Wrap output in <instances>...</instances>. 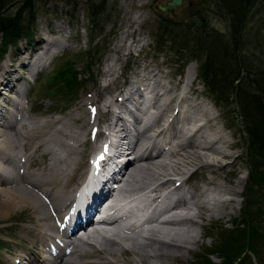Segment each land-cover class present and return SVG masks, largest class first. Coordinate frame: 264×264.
Segmentation results:
<instances>
[{
	"label": "rangeland",
	"instance_id": "374dc122",
	"mask_svg": "<svg viewBox=\"0 0 264 264\" xmlns=\"http://www.w3.org/2000/svg\"><path fill=\"white\" fill-rule=\"evenodd\" d=\"M88 1L34 0L32 2L35 15V21L31 26L32 42H37L40 40L39 37L43 36L49 38L47 34H52L51 39L55 40L57 38L59 45L62 39L67 41V47L72 53L54 59L46 69L48 75L46 74L36 81L29 104L34 112L27 115L28 120L36 119L37 114L50 113L49 117L53 119L52 121L54 119L66 120L67 117L76 115L79 119L72 125L74 127L81 125V128L79 130L74 129L75 134H81L82 132L85 137L89 128V125L86 124L87 107L97 106L103 101H109L114 94L119 96L118 91L122 90L126 80L130 79L131 75L135 76L136 69L141 65L143 66V63L156 66L162 74L168 75L167 81H165L166 77L160 75L155 69L149 67L145 70V72L153 70L155 74L158 73L168 89L171 85L175 86L179 78L172 70V68L176 69L178 67L173 64L174 61L179 59L176 50L180 49L181 53L190 55L192 52L189 49L191 50L190 46H193L192 35L198 30L202 31L201 34L204 35L215 36L219 34L222 39L227 38L229 41L238 38L231 41L235 44L232 45L233 51H235L236 46L239 51L228 65L240 67L238 74L240 79L243 80L247 75L253 73H264V0L254 1V4H249L246 7L242 22L239 18L236 20L237 11L232 10L231 12L234 13L230 15L226 9L228 6L235 9V1L239 2L241 0H219L218 2L216 0H182V4L177 6L171 14L160 12L155 8L157 5L162 6L164 2L169 0H94L100 6L98 14L91 18L87 16L91 12L89 5H92ZM23 2L24 0H14L12 4L8 5V12L14 11ZM168 23L178 24L179 27L170 26ZM237 25H240V27L243 25V27L238 33H232L231 26L235 28ZM173 28H176V30L178 28L181 30L183 28L187 29L188 35L179 34L176 36V40L172 41L173 36H169L168 32ZM138 36L145 37L147 45L144 50L142 47L141 52L137 51L139 43H135L139 39ZM231 36L234 37L230 38ZM89 41L92 43L90 44ZM187 41H191V43L186 45ZM157 43L162 44L159 49L156 48ZM24 45V41H21L18 43V48H24ZM128 48L131 49L133 54L137 55L131 53L130 57ZM15 49L17 48L6 49L5 54L0 59V66L3 63H8L12 66L11 70H15L17 63L20 62V59L18 60L14 56ZM88 49L98 50V54L93 53L92 57L88 58L85 55V51ZM29 50H32V47H29ZM193 53L199 54L198 52ZM183 56L188 57L187 55ZM183 56L180 57L183 58ZM187 60L191 61L188 66L193 68L192 70L196 75L197 69L198 71L200 67L202 69L203 59L199 56L194 59L190 57ZM65 62L70 63L72 69L76 72L78 83L72 89V93L65 90L56 92L57 85L54 87V84L49 86L46 83L50 81L52 71L57 67H61ZM168 64L170 70L167 68ZM107 65H111L113 68V74L108 78L104 77V73L106 74L108 69ZM159 65L163 66L160 67ZM141 78H137L138 81ZM195 84L197 89L203 92L204 89L201 87L200 82L196 81ZM29 88H31V85H29ZM191 88L194 89L193 86ZM52 92L55 93L52 94ZM209 101L208 99L206 101L207 107L217 117V127H222L225 139L233 147L227 151L230 157L221 161L219 164L221 167L214 169V177L210 178V181L214 178V182L212 184L204 182L203 180L206 179L207 175L205 176V173H202L200 174L201 184H198L202 186L203 191L206 190L211 200L217 197L220 200L215 205L216 209L211 212L202 208H192L188 212L189 214L186 215L190 217L193 223L187 222L181 228L189 230V234H194V237L197 238L196 244H192L193 246L185 244L180 249L168 246L170 247L167 249V252H170L169 258L158 256L157 259H152L149 264H192L195 258L202 256L206 251H212L209 257L210 261L213 264H218L222 260L221 256L213 250L217 248L216 243L218 242L220 230L234 227L232 221L237 220L241 213L244 204L247 155L243 141L245 136L242 139V136L233 129L236 123L239 124V127L242 125L239 118L240 109L236 108L233 97L228 99L226 107L220 109L221 112L225 111L223 117L228 118L231 123L232 129L229 130L226 129L228 124L222 118H218V115H220L219 110ZM170 110L168 109V111ZM100 117L98 123L101 125L103 122ZM70 132L74 133L73 129ZM34 155L32 160L40 162L39 153ZM47 159L49 158L47 157ZM173 159L175 160L171 157L167 160L170 162V160L174 161ZM190 167L188 166V168ZM183 168L182 165L180 169ZM163 171L165 170L158 169L154 173L144 172L137 177L131 187H135L138 193L142 187L155 183V179L159 178L157 182L164 180L166 172ZM168 174L174 175L170 170ZM197 187L198 185L193 187L192 195L202 201L203 199L200 198ZM216 188H223V190L220 192ZM262 198L257 192H254V199L259 200L257 203H262V206H264V198ZM221 200L224 203L220 202ZM185 210L180 209L177 212L180 211L181 214H184ZM3 211L4 213L0 211V239H2L1 244L4 248L0 250V264L6 262L11 250H23L27 253L34 246L24 235L25 230L28 229L31 232L34 230L31 229L33 219L31 209L11 208ZM175 228L180 229L177 226L172 229ZM120 256L121 263L124 262L125 264H128L127 260L133 259L129 252L126 254L121 253ZM260 256L264 263V247L260 249ZM144 263L142 261L141 264ZM252 264H255L254 260H252Z\"/></svg>",
	"mask_w": 264,
	"mask_h": 264
},
{
	"label": "bare ground",
	"instance_id": "6f19581e",
	"mask_svg": "<svg viewBox=\"0 0 264 264\" xmlns=\"http://www.w3.org/2000/svg\"><path fill=\"white\" fill-rule=\"evenodd\" d=\"M139 41L140 40L138 39L135 43L138 44ZM42 43V39L40 38V40L35 42L33 46H39ZM128 49L129 54H131V49ZM23 50H25V48L21 47L19 49H15L14 51L15 58L18 60L20 59L19 66L27 65V63L25 64L23 60L25 59V56L23 58L21 57ZM11 69L12 66L8 63H3L0 66V86H8L7 83L13 77L12 74L15 73L16 70ZM112 70L113 69L111 67H108L106 74L104 73V77H111V74H113ZM134 78H141L140 81L137 79L136 83L145 85L151 89L152 98L151 100L146 101L143 111H138L136 123L141 124L139 134L142 140L135 143V146L130 152V155L132 156H134L137 152L145 150L144 148L150 147V149H155L154 144L149 140L147 134L150 130H152V128L159 125L162 118H165L168 112V107L174 104L176 100V96L171 94V90L168 89V87L162 82L158 73L155 74L153 70L146 71L143 75H137L136 73ZM188 91L194 94V89L191 88V86ZM118 93L122 99L124 98V100L131 99L133 96L131 84H128V89H122L118 91ZM117 96L114 94V96H111L109 101L99 103L94 109L96 111V115L99 113L106 114L105 117L108 124L112 119H116L117 117L114 109H118L122 105L121 99ZM9 97H12V95ZM159 102L161 103L159 104ZM176 104L180 107V112L176 121V123L179 124V127L175 130L171 127V132L175 135L172 134L169 137V140L172 138L180 140L177 141V143L166 144L168 146V152L163 155V151H160L155 157L146 156L144 158L141 156L142 153L133 157L127 167L124 168L123 180L120 186L121 189L126 190L127 195L130 196L137 194L136 189L132 188L131 184L142 173L147 171L154 173L158 169H163L165 170L163 172H166L165 176L171 175L168 174L169 170L170 172L172 171L173 174L178 175L181 174L182 170L180 168L182 165L184 168L186 166H192L201 170L200 173H205V176L207 175L208 177V179L206 177L203 181L212 184L214 182V178L211 181L210 178L214 177V169L221 167L219 164L222 159L230 157L227 152H217V150L213 147V143L216 142L221 144L224 149H231L233 145L227 142L220 130H215L212 127L210 124V119L212 117L211 115L209 116L205 109L201 108L204 107L202 106L204 105L202 102L199 101L198 103L182 99ZM139 116H141V121H139ZM4 118L8 119L9 117L6 116ZM76 119L77 116L75 115L73 117H67L66 120L50 121L42 118L33 120L29 123H24L22 122L23 119L21 116L14 120L13 117H10L8 121L10 122V127L12 128L9 129V136L7 137V135H4V133L0 131V170L3 169V167L8 164L10 158L18 152H23L25 157L24 166L26 167H30L32 162L35 166L41 165L43 159L47 156H49L52 160L50 165L47 164V166L44 167L46 173L48 175L50 174V179L43 184V181H41L40 185H31L29 187H27V185L11 187V184L6 181L0 183V211H2V213H4L3 210L11 208H29L32 211L33 219L31 229L34 230L31 232L27 229L25 230L24 235L31 243L34 244V246L33 249L30 250V253L28 252L25 254L26 264H46L43 260L37 257L41 251L39 246L41 245L44 247L42 242L46 239L48 231L54 230L49 226V217L44 206L35 197L32 191L39 193L44 191V194H47L48 191L42 187L46 185L47 188H52V179L54 177H62L65 179L64 185L59 184L53 188L54 194L59 193L61 188L71 187V185L75 182L77 168L72 167V155L77 154V151L83 143V140L81 139V136H83L82 132L81 134H75L76 132L74 131V129L79 130L81 125L79 127H74L72 125L74 124L73 121ZM197 122L199 123L197 124ZM14 123L15 125L19 124L18 129H13ZM58 123H61L60 126L63 127L62 129L56 128L51 131H47L52 129L53 125ZM136 123L134 122V124ZM26 124H28V126H26ZM71 129H73L74 133L70 132ZM203 129L206 130V134L204 136L201 134V130ZM31 135L38 139L39 145L37 147H34L37 143L32 142L33 137ZM122 135H124V133H122ZM184 135H188V137L184 140L183 144H180L183 141ZM101 137L103 138L104 136L99 131L97 133L96 140ZM190 139L193 140L192 143H189ZM49 141L51 143H48ZM140 142L142 143L139 144ZM179 150H181V153L177 155ZM39 151L41 152L40 162L32 160V157L35 156L34 153ZM60 152H63V155H59ZM171 157L175 158V160L173 159L174 161L170 160V162H168L167 159ZM161 173L159 174L161 175ZM157 180H159V178L154 180L155 183L150 184L152 187L147 185L139 189V192L147 189V192L150 191L157 194L164 184L169 183L163 182L161 184H157ZM197 188L198 194L203 200H199L196 196L194 198L192 195L193 193L191 192L187 202L183 201L181 197L168 201L169 203L175 204L171 208L173 213L164 217V228L153 227L149 230V236L146 241H140L136 237H120V235H122L120 227H115L111 231L104 233L109 237H97L96 234L91 233L90 235L89 233H85L78 241L80 243H84L83 239L97 237V246L88 247L89 249L85 250L74 246V250L70 253V255H60V258L57 260V264H121V260L119 259V257H121L120 254H126L128 252L133 258L132 260H127L128 264H141L142 261L149 264L152 259H157L158 256H165L169 258L170 252L168 251V253L167 249L170 247L168 246L180 249L183 248L185 244H196L197 238L194 237V234H189V230L181 228V226L187 222L193 223L190 217H187L186 215L189 214L188 212L192 210V208H202L211 212L216 209L215 205L220 200L219 197L211 200L205 189L203 191L201 187L198 186ZM216 190L221 192L223 188H216ZM137 198L138 199L135 201V204L137 206H142L146 199L145 194L139 195ZM220 202L224 203L223 200ZM115 204V200L111 201V206H115ZM178 207H180V209H186V212H183L184 214H181L180 211L177 213L174 212V210ZM176 226L180 229H172ZM114 247L117 248L115 249ZM93 256L96 259L94 262H80V260L83 259L80 257L89 258ZM55 259L56 258H54V260ZM123 264L125 263L123 262Z\"/></svg>",
	"mask_w": 264,
	"mask_h": 264
},
{
	"label": "trees",
	"instance_id": "16d2710c",
	"mask_svg": "<svg viewBox=\"0 0 264 264\" xmlns=\"http://www.w3.org/2000/svg\"><path fill=\"white\" fill-rule=\"evenodd\" d=\"M13 1L0 0V58L8 46H15L22 38H31V26L35 18L32 5L34 0H24L22 5L8 12V5ZM254 1L258 0L235 1V9L230 6L226 9L237 11L236 20L239 18L242 22L246 7L254 4ZM89 7L91 8L89 16L98 14L99 6L93 4ZM242 27L243 25L232 27V33H238ZM235 39L230 41L228 39L224 44L215 40L214 44L209 46H202L200 40H194L193 46H190L191 50L189 49L192 52L190 55H197L193 52H204L200 75L211 90L215 91L214 99L220 105L227 106L228 99L233 97L236 108L240 109L241 133L245 136L243 141L247 154L248 180L244 189V204L239 219L233 221L234 227L220 230L217 248L213 252L221 256L222 260L218 264H250L251 256L258 264H263L260 247L264 244V206L257 203L259 200L254 199V192L264 198V73H253L242 80L238 75L239 66L226 65L239 51L237 46L233 51L232 45L235 44L231 41ZM190 43L191 41H187L186 45ZM156 46L160 48V44L157 43ZM93 53H97V50L88 51V58L92 57ZM176 55L181 58L180 50L176 51ZM235 81L237 83H234ZM77 83L76 72L68 62L57 67L49 81L50 85L54 84V87L57 85L58 89H64L69 93H72ZM225 120L229 122L228 118ZM211 252L206 251L202 256L195 258L192 264H213L208 259Z\"/></svg>",
	"mask_w": 264,
	"mask_h": 264
},
{
	"label": "water",
	"instance_id": "95a60500",
	"mask_svg": "<svg viewBox=\"0 0 264 264\" xmlns=\"http://www.w3.org/2000/svg\"><path fill=\"white\" fill-rule=\"evenodd\" d=\"M180 4V0H170L165 3L164 6H157V9L160 11H168L169 13L172 12L175 6Z\"/></svg>",
	"mask_w": 264,
	"mask_h": 264
},
{
	"label": "flooded vegetation",
	"instance_id": "af4514ba",
	"mask_svg": "<svg viewBox=\"0 0 264 264\" xmlns=\"http://www.w3.org/2000/svg\"><path fill=\"white\" fill-rule=\"evenodd\" d=\"M219 0H216V2H218Z\"/></svg>",
	"mask_w": 264,
	"mask_h": 264
}]
</instances>
